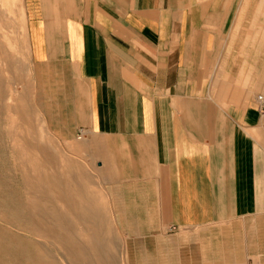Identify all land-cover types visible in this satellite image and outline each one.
<instances>
[{
	"label": "crops",
	"instance_id": "crops-1",
	"mask_svg": "<svg viewBox=\"0 0 264 264\" xmlns=\"http://www.w3.org/2000/svg\"><path fill=\"white\" fill-rule=\"evenodd\" d=\"M243 1L24 0L50 118L181 264H264V0Z\"/></svg>",
	"mask_w": 264,
	"mask_h": 264
},
{
	"label": "rangeland",
	"instance_id": "rangeland-1",
	"mask_svg": "<svg viewBox=\"0 0 264 264\" xmlns=\"http://www.w3.org/2000/svg\"><path fill=\"white\" fill-rule=\"evenodd\" d=\"M36 81L24 0H0V264H181L125 222L140 211L83 168Z\"/></svg>",
	"mask_w": 264,
	"mask_h": 264
},
{
	"label": "built area",
	"instance_id": "built-area-1",
	"mask_svg": "<svg viewBox=\"0 0 264 264\" xmlns=\"http://www.w3.org/2000/svg\"><path fill=\"white\" fill-rule=\"evenodd\" d=\"M257 99L259 101L260 107L264 109V96L262 94H259Z\"/></svg>",
	"mask_w": 264,
	"mask_h": 264
}]
</instances>
